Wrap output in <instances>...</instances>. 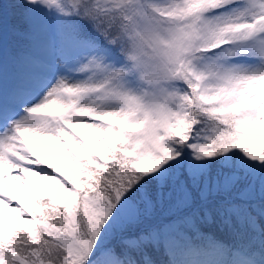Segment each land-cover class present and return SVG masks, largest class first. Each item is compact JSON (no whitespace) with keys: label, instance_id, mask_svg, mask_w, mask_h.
Here are the masks:
<instances>
[{"label":"snow or ice","instance_id":"1","mask_svg":"<svg viewBox=\"0 0 264 264\" xmlns=\"http://www.w3.org/2000/svg\"><path fill=\"white\" fill-rule=\"evenodd\" d=\"M0 264H264V0H0Z\"/></svg>","mask_w":264,"mask_h":264}]
</instances>
